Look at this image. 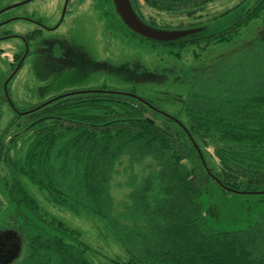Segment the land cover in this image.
Instances as JSON below:
<instances>
[{"label":"trees","instance_id":"trees-1","mask_svg":"<svg viewBox=\"0 0 264 264\" xmlns=\"http://www.w3.org/2000/svg\"><path fill=\"white\" fill-rule=\"evenodd\" d=\"M145 1L190 15L215 0ZM96 2L98 9L112 4L114 16L104 14L110 33L137 37L171 51L202 41H211L214 48L235 44L241 40L239 30L264 9V0H258L253 13L243 9L223 30L157 42L129 29L112 0ZM131 3L145 22L161 27L141 15L135 0ZM41 36L40 28L24 34L30 47ZM248 45H241L232 59L224 57L214 65L203 63L174 73L167 68L146 70L132 63L120 66L139 69L133 78L145 72L150 81L178 80V85L187 87L184 93L164 90L156 83L103 85L42 102L23 114L10 104L13 77L7 93L4 84L25 50L15 54L12 71L0 68V122L6 103L15 112L0 130L10 201L38 215L40 206L25 186L26 178L50 202L74 213L85 211L101 217L129 254L124 261H92L84 249L87 245H79V241L83 243L80 238L71 236V232L79 236L76 229L52 217L46 224L50 229L44 230L18 213L27 246L19 264H264V215L244 229L218 230L211 219L222 215L215 206L202 203L204 196L211 201L217 194H264V36ZM52 49L61 52L62 47L54 43ZM31 53L29 50L28 56ZM153 90L169 92L166 102L155 93L147 95ZM15 126L21 127L12 132ZM26 136L29 142L19 155L18 142ZM212 155L216 160L213 165L209 160ZM146 160L154 164L139 178L135 166ZM124 162L125 170L130 171L125 183L130 189L129 200L122 211L115 212L111 182L117 166ZM19 243L16 231L0 232V264L11 261Z\"/></svg>","mask_w":264,"mask_h":264},{"label":"rangeland","instance_id":"rangeland-1","mask_svg":"<svg viewBox=\"0 0 264 264\" xmlns=\"http://www.w3.org/2000/svg\"><path fill=\"white\" fill-rule=\"evenodd\" d=\"M23 1L25 0H0V9ZM135 1L141 15L147 21L161 26L160 28L206 24L209 26V31L214 32L229 27L237 16L241 15L243 9L253 13L252 9L256 8L258 0H215L190 15L153 7L145 0ZM98 8L96 0H70L63 17L64 0H32L15 7L8 12L9 14L2 16L11 15L21 18L8 21L1 29L2 31L0 30V37L7 35L5 30H10L16 35L15 33H19V31L26 33L37 27L42 29V36L37 38L30 47L32 53L26 57L24 66L13 76L10 83L12 97L10 104L16 107L19 113H26L40 103H47L59 96L103 85L125 87L132 84L146 86L156 83V86L161 84L164 90L170 88L169 90L184 93L187 87L184 84L178 85L179 81L172 78L168 83L166 80H162V82L150 81V75L145 72L137 73V76L133 78L134 71L139 70L134 67H143L151 71L156 68H167L171 73H174L203 63L214 65L224 57L232 59L241 45H251L259 37L264 36L263 9L259 16L251 18L248 24L239 30L238 35L241 40L235 44L214 48L211 41H202L180 48L173 47L175 50L171 51L169 47L151 45L148 42H142L137 37L115 36L107 29L104 19L105 13L113 15L112 4L105 3L100 9ZM24 17L40 18L47 28L37 26L35 22L24 19ZM59 22L60 25L57 26ZM54 43L62 47V53L52 49ZM24 50L25 45L17 36L1 40L0 68L4 72L12 71L11 63L14 62L15 54ZM130 63L134 67H120ZM148 87L150 90L153 89L152 86ZM140 88L142 89V87ZM164 90H161V93H155L154 90L153 92L147 91V95L155 93L154 95H157L163 103L168 99L169 93ZM14 114L12 107L6 103L0 130L8 125ZM20 127L15 126L12 132L18 131ZM24 139L22 138L18 142L20 149L17 153L19 155L25 151L29 142L27 136L26 140ZM209 160L212 165L216 162L213 155ZM151 164L154 162L146 160L142 165L135 166L139 178L148 174L147 167ZM125 167H127L126 162L117 166L116 174L111 182L115 212L122 211L123 206L129 200L130 189L125 183L129 178L130 171L125 170ZM6 177L5 157L0 154V229L22 231L23 219L18 213L24 216V220L32 219L38 227L44 230L48 227L46 224L53 217L63 221L70 229L79 231L80 237L72 232L71 236L74 240L80 238L83 243L79 241V245H87L84 249L90 260L104 263L114 259L124 261L129 258L128 252L107 229L106 222L101 217L85 211L74 213L65 207L58 206L50 202L38 186L23 178L25 186L40 206V211L35 216L28 209L19 207L10 201V195L8 196V192H6ZM217 195L211 201H208L207 196H204L202 203L204 206H208V204L215 206L222 215L218 220L217 218L211 219L212 225L218 230L244 229L253 225L261 215H264V194H253L254 196L234 193ZM23 258L20 257L13 264H19Z\"/></svg>","mask_w":264,"mask_h":264},{"label":"water","instance_id":"water-1","mask_svg":"<svg viewBox=\"0 0 264 264\" xmlns=\"http://www.w3.org/2000/svg\"><path fill=\"white\" fill-rule=\"evenodd\" d=\"M32 0H25L23 2L10 5L4 10H2L0 13H2L5 10H10L13 9L17 6H21L23 4H26ZM68 1L66 0L64 10H63V15L66 13V8L68 5ZM113 5L115 7V11L123 21V23L131 29L133 32L138 34L139 36L157 41V42H176L179 40L187 39L190 37H193L195 35H206V34H211L217 31H209V26L208 25H202L198 27H191V28H184V29H165V28H159L155 27L147 22H145L135 11L131 0H112ZM64 17V16H63ZM28 52L25 53L24 57L22 58L21 62L17 66V69L20 67L22 62L24 61L25 57L27 56ZM17 69L14 71V73L5 81V91L7 93V85L11 77L16 73ZM6 231H16L20 235V243L18 246V250L16 255L11 259V261L7 264H13L17 259L20 257H24L26 255L25 249H26V239L24 235L22 234L21 230L18 229H0V232H5ZM6 237V234L5 236ZM23 255V256H22ZM6 264V262L4 263Z\"/></svg>","mask_w":264,"mask_h":264},{"label":"flooded vegetation","instance_id":"flooded-vegetation-1","mask_svg":"<svg viewBox=\"0 0 264 264\" xmlns=\"http://www.w3.org/2000/svg\"><path fill=\"white\" fill-rule=\"evenodd\" d=\"M65 2H66V0H64V6H65ZM70 4V0L68 1V5ZM68 5H67V7H68ZM10 6V5H9ZM8 7V6H7ZM6 6L5 7H3V8H1L0 9V12L2 11V10H4L5 8H7ZM14 9V8H13ZM10 10H12V9H10ZM10 10H5V11H3L2 13H0V30L6 25V23L8 22V21H10V20H13V19H17V18H21V17H17V16H11V15H9V16H6V17H2V16H4L5 14L7 15L8 14V12L10 11ZM64 10V9H63ZM66 11H67V8H66ZM66 14V13H65ZM63 16H65V15H63ZM24 19H28V20H30V21H33V22H35L37 25H40L42 28H47L46 27V25H44L43 24V21H40V20H37V18H29V17H24ZM62 21H63V19H62ZM61 21V22H62ZM60 25V22H59V24L57 25V26H59ZM56 26V27H57ZM54 28V27H53ZM2 31V30H1ZM7 31H10V30H7ZM6 30L4 31V32H7ZM16 35H14V33H12V31H11V33L10 34H7L6 36H4V37H0V41L1 40H3V39H6V38H8V37H12V36H17V37H19L22 41H23V43H24V45H25V51H24V54H23V57H24V55H25V53L26 52H28L29 53V50H30V46H29V44L26 42V39H25V37H24V35L23 34H20V33H15ZM27 56H28V54H27ZM26 56V57H27ZM22 57V58H23ZM25 57V58H26ZM22 58H21V60H22ZM21 60L18 62V64H17V66L19 65V63L21 62ZM17 66H16V68H15V70L17 69ZM20 67H21V65H20ZM19 67V68H20ZM19 68L17 69V71L19 70ZM14 70V71H15ZM16 71V72H17ZM14 73V72H13ZM12 75V74H11ZM13 77V76H12ZM11 77V78H12Z\"/></svg>","mask_w":264,"mask_h":264},{"label":"crops","instance_id":"crops-1","mask_svg":"<svg viewBox=\"0 0 264 264\" xmlns=\"http://www.w3.org/2000/svg\"><path fill=\"white\" fill-rule=\"evenodd\" d=\"M30 16H31V15H30ZM29 18H30V17H29ZM31 22H33V21H31ZM35 24H36V23H35ZM36 25H37V24H36ZM37 26H40V25H37ZM37 29H39V27H37L36 29L29 30V31H27L26 33L31 32V31H34V30H37ZM19 33H20V34H23V35L26 34V33L20 32V31H19ZM25 59H26V58H25ZM25 59H24V60H25ZM24 63H25V62L23 61L22 64H21L22 67L24 66ZM19 71H20V70H19ZM111 192H112V191H111Z\"/></svg>","mask_w":264,"mask_h":264},{"label":"bare ground","instance_id":"bare-ground-1","mask_svg":"<svg viewBox=\"0 0 264 264\" xmlns=\"http://www.w3.org/2000/svg\"><path fill=\"white\" fill-rule=\"evenodd\" d=\"M42 104V103H41Z\"/></svg>","mask_w":264,"mask_h":264}]
</instances>
